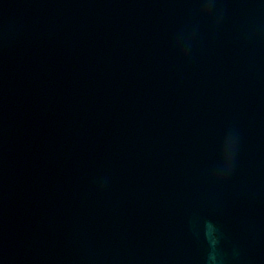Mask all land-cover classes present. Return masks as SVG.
<instances>
[{
    "label": "water",
    "instance_id": "95a60500",
    "mask_svg": "<svg viewBox=\"0 0 264 264\" xmlns=\"http://www.w3.org/2000/svg\"><path fill=\"white\" fill-rule=\"evenodd\" d=\"M0 264H264V0H0Z\"/></svg>",
    "mask_w": 264,
    "mask_h": 264
},
{
    "label": "clouds",
    "instance_id": "9594fccd",
    "mask_svg": "<svg viewBox=\"0 0 264 264\" xmlns=\"http://www.w3.org/2000/svg\"><path fill=\"white\" fill-rule=\"evenodd\" d=\"M209 7H211V5L210 4H206L205 7H204V11H207V9ZM224 145L227 146V151L225 152L223 150V148H222L221 155H222V159L224 160L225 165H226L230 161V159H231V155H232V144H231L230 141H226Z\"/></svg>",
    "mask_w": 264,
    "mask_h": 264
},
{
    "label": "snow or ice",
    "instance_id": "6c2138e0",
    "mask_svg": "<svg viewBox=\"0 0 264 264\" xmlns=\"http://www.w3.org/2000/svg\"><path fill=\"white\" fill-rule=\"evenodd\" d=\"M223 150H224L225 152L227 151V146H226V145L223 146Z\"/></svg>",
    "mask_w": 264,
    "mask_h": 264
}]
</instances>
